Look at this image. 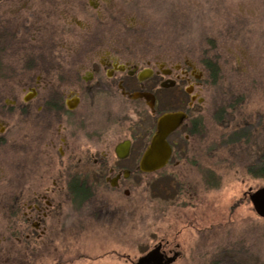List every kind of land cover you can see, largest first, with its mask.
<instances>
[{
    "label": "flooded vegetation",
    "instance_id": "1",
    "mask_svg": "<svg viewBox=\"0 0 264 264\" xmlns=\"http://www.w3.org/2000/svg\"><path fill=\"white\" fill-rule=\"evenodd\" d=\"M110 7L111 0H0V54L10 55L0 63V253L34 251L83 214L119 225L131 199L137 209L139 176L170 168V196L193 189L174 172L205 156L206 67L187 54L143 53L137 39L87 37ZM170 112L183 115L167 136L169 160L145 172L141 158ZM248 126L236 124L231 140L247 136ZM250 190L243 197L251 203ZM158 244L165 258H179V244Z\"/></svg>",
    "mask_w": 264,
    "mask_h": 264
},
{
    "label": "rangeland",
    "instance_id": "2",
    "mask_svg": "<svg viewBox=\"0 0 264 264\" xmlns=\"http://www.w3.org/2000/svg\"><path fill=\"white\" fill-rule=\"evenodd\" d=\"M102 17L87 37L137 39L143 53L218 65L216 79L205 68V156L188 157L192 168L174 172L193 189L184 199L170 196V168L139 176L137 209L131 199L119 225L83 214L34 251L1 252L0 264H133L162 239L180 246L173 264H264V218L243 197L264 186L247 169L264 151V0H111ZM9 57L1 53L0 63ZM244 122L249 133L234 142L230 132Z\"/></svg>",
    "mask_w": 264,
    "mask_h": 264
},
{
    "label": "water",
    "instance_id": "3",
    "mask_svg": "<svg viewBox=\"0 0 264 264\" xmlns=\"http://www.w3.org/2000/svg\"><path fill=\"white\" fill-rule=\"evenodd\" d=\"M182 113H165L158 121L157 132L154 134L148 148L141 158V169L145 172H154L164 167L170 157L171 148L167 142V136L176 127V120L182 117ZM254 210L259 217L264 218V186L249 192ZM158 244L146 254L140 256L134 264H171L177 259V254L164 257Z\"/></svg>",
    "mask_w": 264,
    "mask_h": 264
},
{
    "label": "trees",
    "instance_id": "4",
    "mask_svg": "<svg viewBox=\"0 0 264 264\" xmlns=\"http://www.w3.org/2000/svg\"><path fill=\"white\" fill-rule=\"evenodd\" d=\"M206 69H207V76L209 79L212 77L216 79V75L219 72L218 65L211 63L210 61H206ZM246 136V135H245ZM252 171L255 176L264 177V151L261 153L260 157L255 159L252 162Z\"/></svg>",
    "mask_w": 264,
    "mask_h": 264
}]
</instances>
